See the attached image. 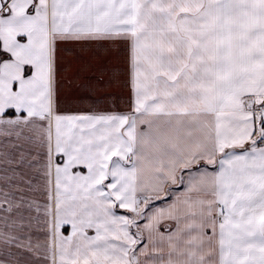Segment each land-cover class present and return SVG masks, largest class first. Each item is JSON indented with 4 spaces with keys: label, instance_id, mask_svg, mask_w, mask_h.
Here are the masks:
<instances>
[{
    "label": "snow or ice",
    "instance_id": "snow-or-ice-1",
    "mask_svg": "<svg viewBox=\"0 0 264 264\" xmlns=\"http://www.w3.org/2000/svg\"><path fill=\"white\" fill-rule=\"evenodd\" d=\"M0 264H264V0H0Z\"/></svg>",
    "mask_w": 264,
    "mask_h": 264
}]
</instances>
